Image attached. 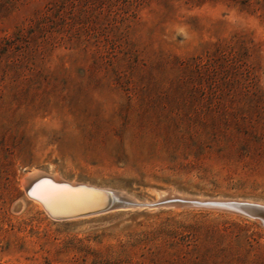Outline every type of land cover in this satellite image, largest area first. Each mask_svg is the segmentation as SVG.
I'll return each instance as SVG.
<instances>
[{"label":"rangeland","instance_id":"374dc122","mask_svg":"<svg viewBox=\"0 0 264 264\" xmlns=\"http://www.w3.org/2000/svg\"><path fill=\"white\" fill-rule=\"evenodd\" d=\"M31 172L264 206V0H0V264H264V214L56 221Z\"/></svg>","mask_w":264,"mask_h":264},{"label":"water","instance_id":"95a60500","mask_svg":"<svg viewBox=\"0 0 264 264\" xmlns=\"http://www.w3.org/2000/svg\"><path fill=\"white\" fill-rule=\"evenodd\" d=\"M60 185L63 187H67V188L69 186H72L73 190L81 189V190L87 191L88 193H93V194H96L102 197H106V195H109L111 198L107 197V199H105V201L101 203L94 202L93 200L84 201V200H79V199H73L71 200V202L66 203L65 205H62V207H57V210H55L54 212H52L50 208L45 209L46 213H48V216L54 220L67 221V220H75V219H80V218H87V217L105 214V213H108V212H111L117 209H128V208L130 209H149V208H156V207L159 209V208L164 207L161 202H156V203L151 204L152 207L149 205L142 207V206H139L135 201H132L130 203V207L127 208V207H124L121 203H119V200H118L122 196H125V195L118 194V193H114L113 195H111L110 193H112V191L94 188L93 186H87L84 184L70 185L67 182H60ZM27 189L28 187L26 188V193L28 195ZM31 198H37V197L33 195ZM166 200L169 201L166 204H171L174 201L179 202L181 204L180 205L181 207L207 208V209H216V210H224V211H231V212H240L248 216H258V215L264 214V206H261V205L259 206V205H255L251 203H245V202H228V201H212V200L211 201H199V200L187 201V200H181V199L176 200V199H171V198H168ZM164 202H167V201H164Z\"/></svg>","mask_w":264,"mask_h":264},{"label":"bare ground","instance_id":"6f19581e","mask_svg":"<svg viewBox=\"0 0 264 264\" xmlns=\"http://www.w3.org/2000/svg\"><path fill=\"white\" fill-rule=\"evenodd\" d=\"M60 182H67L70 185L84 184V183L68 182V180L66 181V180L60 178L58 175L54 176V175H49V174L43 173V172H31L24 180V188L28 187V189H27L28 195L26 194L28 197L31 198L33 195H35V197H37V198H31V199L38 202V204L44 209L50 208V210L52 212L57 210V207H62V205H65L66 203L71 202V200H73V199H79V200H84V201L85 200L86 201L93 200L94 202H100L101 203V202L105 201V199H107V197H110L109 195H106V197H102V196H99V195H96L93 193H88L87 191L81 190V189L80 190H73L72 186H69L68 188L61 186ZM84 185L93 186L94 188L112 191V193H110L111 195L116 193V192H114V190H112L110 188H103V187H98V186H94V185H90V184L89 185L84 184ZM122 197L120 199H118L119 203H121L124 207H127V208L130 207V203L132 201H135L139 206H142V207H145L146 205L151 206V204L156 203V202H153V203L140 202V201L132 198V196H128L127 194H125V196H122ZM168 198L176 199V200L181 199V200H187V201H196V200L211 201L209 199L207 200V199H202V198H189V197H183V196H179V195L176 196V195H172L170 193L169 195H165V194L160 195V198L157 202H161L164 207H171V206L181 207L180 206L181 204L179 202H175V201L173 203L170 202L171 204H166L169 202L168 200H166ZM164 201H167V202H164ZM128 209H130V208H128ZM149 209H158V208L156 207V208H149ZM56 221H64V220H56Z\"/></svg>","mask_w":264,"mask_h":264}]
</instances>
